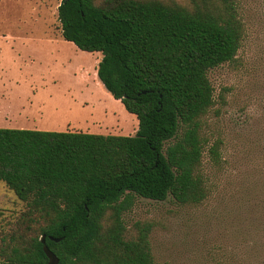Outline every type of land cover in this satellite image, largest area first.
<instances>
[{
  "label": "trees",
  "instance_id": "16d2710c",
  "mask_svg": "<svg viewBox=\"0 0 264 264\" xmlns=\"http://www.w3.org/2000/svg\"><path fill=\"white\" fill-rule=\"evenodd\" d=\"M62 0L63 40L101 53L97 77L134 115L133 136L0 128V182L24 207L0 236V264H156L150 225L126 239L135 198L196 204L214 105L208 71L234 60L233 0ZM218 4L223 13H216ZM222 6V7H221ZM218 161V147L208 150ZM58 240V241H55Z\"/></svg>",
  "mask_w": 264,
  "mask_h": 264
},
{
  "label": "rangeland",
  "instance_id": "374dc122",
  "mask_svg": "<svg viewBox=\"0 0 264 264\" xmlns=\"http://www.w3.org/2000/svg\"><path fill=\"white\" fill-rule=\"evenodd\" d=\"M61 1L0 0V128L135 135L136 117L98 80L101 53L63 40ZM171 1L192 9L189 0ZM232 8L240 47L208 71L214 105L200 121L205 197L135 198L122 215L126 239L150 225L156 264H264V0H233ZM214 144L217 162L208 153ZM23 207L0 182V236Z\"/></svg>",
  "mask_w": 264,
  "mask_h": 264
},
{
  "label": "water",
  "instance_id": "95a60500",
  "mask_svg": "<svg viewBox=\"0 0 264 264\" xmlns=\"http://www.w3.org/2000/svg\"><path fill=\"white\" fill-rule=\"evenodd\" d=\"M65 1H68V0H65ZM55 241H58V240H55ZM40 242L42 244L44 254L47 258L46 264H58L59 260L56 257V255L52 251H50L49 248L47 247V245L45 243V236L44 235L40 238Z\"/></svg>",
  "mask_w": 264,
  "mask_h": 264
}]
</instances>
